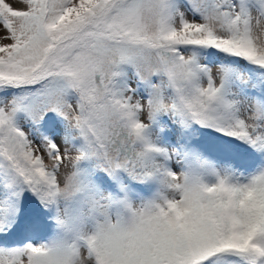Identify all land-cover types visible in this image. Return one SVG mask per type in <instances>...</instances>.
Returning <instances> with one entry per match:
<instances>
[{
  "label": "snow or ice",
  "instance_id": "obj_1",
  "mask_svg": "<svg viewBox=\"0 0 264 264\" xmlns=\"http://www.w3.org/2000/svg\"><path fill=\"white\" fill-rule=\"evenodd\" d=\"M0 264H264V0H0Z\"/></svg>",
  "mask_w": 264,
  "mask_h": 264
},
{
  "label": "clouds",
  "instance_id": "obj_2",
  "mask_svg": "<svg viewBox=\"0 0 264 264\" xmlns=\"http://www.w3.org/2000/svg\"><path fill=\"white\" fill-rule=\"evenodd\" d=\"M216 179L215 177H206V180L211 181ZM220 182L222 184V187L224 189V195L228 197L230 201H233V203L230 205V207L223 210V214L226 218L232 217L235 215V205H234V193H233V186L230 181L224 180L222 177L219 178Z\"/></svg>",
  "mask_w": 264,
  "mask_h": 264
}]
</instances>
